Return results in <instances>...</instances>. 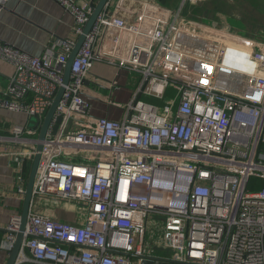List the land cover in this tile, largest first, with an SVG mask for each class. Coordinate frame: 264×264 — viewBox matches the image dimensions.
<instances>
[{"label": "built area", "instance_id": "built-area-1", "mask_svg": "<svg viewBox=\"0 0 264 264\" xmlns=\"http://www.w3.org/2000/svg\"><path fill=\"white\" fill-rule=\"evenodd\" d=\"M53 1L73 16L74 39L51 44L40 57L0 41V60L14 67L0 109L29 118L11 131L20 173L33 162L44 120L65 88L15 264H264V186L249 190L253 180L264 185V50L229 30L190 28L183 13L196 0H180L169 20L167 9L153 8L141 34L114 58L140 76L123 118H97L85 85L102 60L96 47L113 22L112 0L86 36L67 86L69 57L100 0ZM27 184L20 175L23 202ZM41 199L80 204L85 220L39 213L34 203ZM150 219L159 240L148 241ZM20 228L21 215L12 216L0 241L7 260ZM168 250L173 258L160 255Z\"/></svg>", "mask_w": 264, "mask_h": 264}, {"label": "crops", "instance_id": "crops-1", "mask_svg": "<svg viewBox=\"0 0 264 264\" xmlns=\"http://www.w3.org/2000/svg\"><path fill=\"white\" fill-rule=\"evenodd\" d=\"M4 1L0 0V5H3L0 11V41L5 44L40 57L51 44L76 37L73 16L53 0ZM71 1L87 3V0ZM230 1L232 0H196L197 3L187 7L185 13H192L196 8L202 10L200 13L213 11L216 14V10L223 3ZM179 2L180 0H112L107 13L112 16L113 22L106 38L96 47V53L102 57V60L94 63L85 85L87 92L85 98L91 101L93 116L112 121L123 118V108L132 99L140 83V76L120 68L114 58L126 52L128 43L141 34L146 13L149 14L153 8L167 9L169 20L172 19V14ZM185 13L183 19L190 28L217 35L229 30L237 39L254 40L264 50V34L253 28L243 34L231 29V24L223 26L214 25V23L213 25L205 24L189 17L185 18ZM57 52L60 53V50L57 49ZM13 74L14 67L0 60V99L3 98V91L7 88ZM113 83L116 87L108 88V85ZM90 90L95 95L92 99H90ZM102 98L111 99L118 106H108L102 102ZM27 124H29V118L25 114L0 109V241L12 216L21 215L23 209L24 202L16 194L18 178L20 175L27 177V171L31 170L32 163L28 162L22 173L18 171V159L10 153L17 151L20 146L10 140L11 131L15 126ZM39 201L41 200H36L34 203V210L51 215L47 210L39 208ZM53 217L61 219L58 216Z\"/></svg>", "mask_w": 264, "mask_h": 264}, {"label": "rangeland", "instance_id": "rangeland-1", "mask_svg": "<svg viewBox=\"0 0 264 264\" xmlns=\"http://www.w3.org/2000/svg\"><path fill=\"white\" fill-rule=\"evenodd\" d=\"M177 8L179 9V5ZM201 11L202 10H198L196 8L189 14L184 11L185 18L188 19L189 17L194 20L202 21L205 24L212 23V25L213 23L214 25L218 24L222 26L231 24V29L243 34H246L247 31L252 28L259 31V33L264 34V0H232L230 2L223 3L220 8L216 10V14L213 11H211L212 13H200ZM200 18H205L206 20H202ZM232 39L236 40L235 38ZM141 100L150 104H159L160 106L166 105L169 102L168 97H166L162 102H158L154 98L145 96H143ZM39 208L41 210H47L49 214L56 217L58 216L61 218L59 220L65 222L83 223L85 220L86 211L80 204H73L70 202L56 203L47 199H41V201H39ZM155 223V219H150L151 228L148 232V241L160 239L159 232L152 229ZM160 255L173 258L175 256V252L168 250L166 252H160ZM0 260L5 262L7 257L1 254Z\"/></svg>", "mask_w": 264, "mask_h": 264}, {"label": "water", "instance_id": "water-1", "mask_svg": "<svg viewBox=\"0 0 264 264\" xmlns=\"http://www.w3.org/2000/svg\"><path fill=\"white\" fill-rule=\"evenodd\" d=\"M111 0H100L98 4L96 5V8L93 12V15L87 24L83 35L79 38L74 50L72 51L68 64L66 66V72H65V78H64V85L67 86L70 83L71 80V74H72V67L75 58L77 57L79 51L81 50L82 46L84 45V42L86 40V36L90 33L92 28L94 27L95 23L97 22L98 18L103 14V12L107 9L109 6ZM165 3V2H164ZM65 92V88H61L59 91L56 99L54 100L53 105L51 106L44 123L41 127V132L40 136L38 139V144H37V154L34 157V160L32 162V167L30 170V175L28 178V184H27V189H26V195L24 199V204H23V209L21 213V228L20 232L17 234V241L15 244L14 249L12 250L6 264H15L18 254L21 250L22 247V242L24 239V231L27 225L28 217L30 214V210L32 207V204L34 202V185H35V180H36V175L39 167V163L41 160V152L43 150L44 142L46 140V135L49 130L50 123L56 113V110L60 104V101L63 97V94ZM60 123V120L58 121ZM144 264H153L152 262H145ZM155 264H177V263H162V262H156Z\"/></svg>", "mask_w": 264, "mask_h": 264}, {"label": "trees", "instance_id": "trees-1", "mask_svg": "<svg viewBox=\"0 0 264 264\" xmlns=\"http://www.w3.org/2000/svg\"><path fill=\"white\" fill-rule=\"evenodd\" d=\"M27 179L29 178V175H30V170L28 169L27 171ZM263 183H261L260 181L258 180H253L249 186V190L250 191H259L261 188H263Z\"/></svg>", "mask_w": 264, "mask_h": 264}]
</instances>
